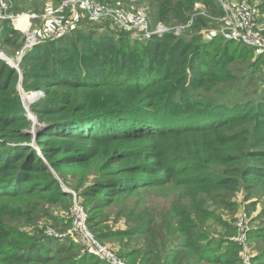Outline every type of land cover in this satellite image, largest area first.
I'll list each match as a JSON object with an SVG mask.
<instances>
[{"label":"trees","instance_id":"16d2710c","mask_svg":"<svg viewBox=\"0 0 264 264\" xmlns=\"http://www.w3.org/2000/svg\"><path fill=\"white\" fill-rule=\"evenodd\" d=\"M198 1L159 0L153 18L171 27L189 24ZM200 4L196 21L219 22V0ZM198 26L192 23L180 35L169 30L148 38L115 27L117 38L103 36L96 42L91 34L79 45L72 36L81 28L75 27L60 39L41 40L28 49L19 68L26 82L31 79L29 88L41 90L46 98L33 108L40 124L35 131L40 153L31 145L32 132L25 131L31 120L16 89L19 72L0 58V264H107L94 255L73 252L74 244L45 238L36 228L26 230L35 225L36 216H48L46 198L72 197L63 189L64 174H57L63 180L59 182L50 167L58 171L95 163L97 179L77 192L83 201L99 195L91 211L119 194L168 183L181 186L193 202L226 196L241 184L264 190V95L256 102L216 101L208 95L237 77L227 62L210 52L215 40L194 44L200 41L198 32L188 42L180 41ZM217 37L226 47L240 42L219 32ZM123 38L132 39L141 50L116 53L112 40ZM12 41L18 54L9 56L16 58L23 35L5 20L0 46ZM240 43L245 48L237 57L250 58L252 47ZM206 214L200 211L202 218ZM180 218L184 245L167 263L243 264L239 244L227 241L224 246L223 241L215 246L212 239L200 240L208 236L198 232L191 216L183 210ZM89 220L87 216L91 230ZM248 233L250 239H264V222ZM257 253L252 263L264 264V251ZM90 256L94 258H86Z\"/></svg>","mask_w":264,"mask_h":264},{"label":"rangeland","instance_id":"374dc122","mask_svg":"<svg viewBox=\"0 0 264 264\" xmlns=\"http://www.w3.org/2000/svg\"><path fill=\"white\" fill-rule=\"evenodd\" d=\"M59 0H15V8L13 11H34L42 13L47 8L56 6ZM104 3L116 7L123 8L130 13L143 15L154 28L157 26V18H153L154 13L157 12L159 0H102ZM254 9L256 21L260 28L264 27V0H247ZM201 2V0H200ZM200 2L194 4L193 11L190 14V25L192 23L199 24L193 30L186 31L181 40L183 43L191 40L190 36L195 33H200V41L194 44H207L210 40H215V43L209 47L210 52L216 59L227 62V66L232 67L235 76L237 77L232 83H227L223 88L217 89L215 87L208 93L211 98L216 101L231 102L240 101H258L264 95V50L252 48L250 58L237 57L239 52L244 50V46L240 42L227 44L217 37L218 25L221 27L220 21L215 22L206 21L205 25L201 24L204 20H197L200 8L203 5ZM208 4H214L216 0H205ZM197 10V11H196ZM21 17H24L23 19ZM26 20V15H21L19 18L20 23ZM82 22V21H81ZM80 22V24H81ZM83 28L79 22L76 28H81L78 35L74 34L75 44H81L86 38L92 34L94 40L102 41L103 36L110 39L117 38L118 35L114 30L117 26L110 21H102L93 18H85L83 20ZM163 22V21H161ZM164 21L163 23H165ZM43 23V31L40 40H51V31L55 25L54 21L40 22ZM107 23L109 29L103 28L102 24ZM162 23V24H163ZM169 23L170 22H166ZM219 23V24H218ZM155 24V25H154ZM168 24V26H169ZM217 25V26H216ZM167 26V25H165ZM91 30V31H89ZM102 34V37L99 36ZM183 37V38H182ZM117 47L116 53L125 50L139 49L140 45L136 47L135 43L128 39L112 40ZM173 42L175 40H169ZM238 41V40H236ZM226 47V48H225ZM6 48V49H4ZM14 41L10 45H5L3 50L9 52L11 56H16L18 50ZM224 50H227L224 52ZM218 53V54H216ZM232 53H235V58L229 61ZM10 57V56H9ZM19 77L16 89L19 93L20 100L25 109V115L31 120L29 124V132H32L33 138L31 145L40 153L39 147L35 142L34 133L39 128V121L36 117L34 107L45 102L43 92L34 96L30 103L25 104V100H29L31 88H29L31 79L26 82L22 70L19 68ZM22 76L23 80L20 79ZM30 89V90H29ZM217 90V91H216ZM222 91V93H218ZM30 96L25 98V96ZM52 174L58 179L59 182L63 181L57 174H64V187L67 192L71 193L72 197H66L63 200H58L56 196L46 198L44 208L47 210L48 216L43 215L38 219L35 217V225L27 228V231H37L44 234L45 238H52L59 240L62 243L74 244L77 246L72 251L78 254L92 255L88 250L83 248L76 240L74 231L71 225L66 221L65 215L70 207L71 201L76 199L77 203L82 206L90 217L88 222L91 232L96 236L103 234L106 237L99 239L100 243L106 246L109 250L113 251L117 256L122 258L127 264H169L167 263L168 257H173L177 250L181 249L184 245L185 235L182 233V225L180 222L181 211L185 210L192 218V224L195 225L198 232H204L208 238L201 237L200 240L206 242L212 239L211 244L215 246L221 244L226 245L227 241H232L231 238L236 234L235 224L236 219L241 213H246L248 216V223L250 230L256 228L264 222V190L259 187H247L241 184L237 190L226 196L216 195L213 198H207L204 202H193L184 193L181 186H176L173 183H168L160 186H153L134 191L129 194H119L112 199V202L106 206H100L90 210L91 206L97 201L99 195L90 197L83 201L82 197L77 195V192L82 187L94 181L98 177V170L95 163L86 166L72 165L70 167L59 168L55 171L50 167ZM87 210V211H86ZM207 211V216L202 218L200 211ZM32 222V221H31ZM30 222V223H31ZM92 225V227H91ZM51 229L58 236L50 235L47 230ZM249 234V233H248ZM94 235V236H95ZM49 237V238H48ZM221 240V241H220ZM260 244V246L257 245ZM54 244V241H47L46 245ZM249 251L252 254L264 251V239L256 241V239L248 238L247 241ZM188 253H191L187 249ZM259 254V253H257ZM61 253L59 256H63ZM93 256L86 257L92 258ZM94 258V257H93ZM199 258L194 255L193 261ZM192 264V262L190 263ZM196 264H207L206 262H199ZM254 264V262L252 263Z\"/></svg>","mask_w":264,"mask_h":264},{"label":"built area","instance_id":"2783aa9c","mask_svg":"<svg viewBox=\"0 0 264 264\" xmlns=\"http://www.w3.org/2000/svg\"><path fill=\"white\" fill-rule=\"evenodd\" d=\"M219 1L223 9V15L219 18L221 27L218 32L226 39L238 40L254 49L264 50V29L258 26L256 15L251 4L247 0ZM14 2L15 0H0V32L3 22L9 20L13 28L19 30L23 35L24 45L19 55L13 58L17 65H12L18 71L22 55L41 41L38 37L39 27L36 23L38 19L55 22L53 30L50 32L52 34V40L62 38L73 30L79 21L85 18L110 21L117 28L125 30L132 37L144 38L169 30H173L176 35H180L185 30V27L190 25L189 23L171 27L159 22L156 27L152 28L151 24H149L150 22L143 15L130 13L123 8L110 6L102 0H59L56 6L47 8L42 13H36L34 11H13L12 7L15 4ZM21 15H26L27 17V26L25 28L19 26L20 22L18 21ZM0 54L7 55L1 46ZM30 93L36 96L41 94V90H32ZM65 219L70 222L78 243L92 253V255L107 264H127L113 251L102 245L90 231L87 225V214L75 198L65 215ZM248 221L247 214L244 212L241 213L236 219V234L231 238L232 241L241 247L243 264H252L253 256L247 244L248 232L250 231ZM47 232L50 235L58 236L51 229H48Z\"/></svg>","mask_w":264,"mask_h":264},{"label":"crops","instance_id":"0c3cea01","mask_svg":"<svg viewBox=\"0 0 264 264\" xmlns=\"http://www.w3.org/2000/svg\"><path fill=\"white\" fill-rule=\"evenodd\" d=\"M29 11V10H28ZM44 12V11H43ZM40 22H47V21H45V20H40V19H38L37 21H36V23L38 24V27H39V33H38V37H39V40H40V38H41V35H42V33H43V31L45 30V27H44V30H43V26H45V25H43V23H40ZM20 25H26V20L24 21L23 20V22L22 23H20ZM26 26H23V28H25Z\"/></svg>","mask_w":264,"mask_h":264},{"label":"water","instance_id":"95a60500","mask_svg":"<svg viewBox=\"0 0 264 264\" xmlns=\"http://www.w3.org/2000/svg\"><path fill=\"white\" fill-rule=\"evenodd\" d=\"M0 57L3 58V59H5V60H7L11 65H17L16 61L13 58H10L9 56H7L5 54H0ZM22 76L20 77L21 80H23ZM25 131L29 133V130H25ZM34 136H36L35 133H34ZM63 189L65 191H67V189L65 187H63Z\"/></svg>","mask_w":264,"mask_h":264},{"label":"bare ground","instance_id":"6f19581e","mask_svg":"<svg viewBox=\"0 0 264 264\" xmlns=\"http://www.w3.org/2000/svg\"><path fill=\"white\" fill-rule=\"evenodd\" d=\"M22 19L24 18V17H21ZM30 96H32L29 100H25L26 102H25V104H28V103H30V101H32V99L34 98V95L32 94L31 95V93H30ZM30 96H25V98H27V97H30Z\"/></svg>","mask_w":264,"mask_h":264}]
</instances>
